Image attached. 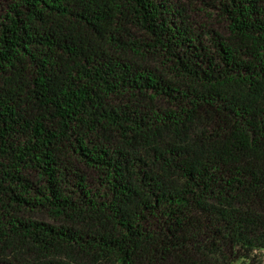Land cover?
Here are the masks:
<instances>
[{
  "label": "trees",
  "instance_id": "trees-1",
  "mask_svg": "<svg viewBox=\"0 0 264 264\" xmlns=\"http://www.w3.org/2000/svg\"><path fill=\"white\" fill-rule=\"evenodd\" d=\"M0 264H264V0H0Z\"/></svg>",
  "mask_w": 264,
  "mask_h": 264
}]
</instances>
